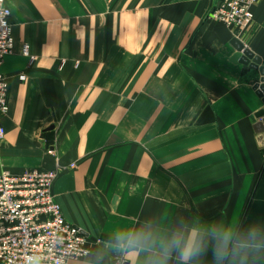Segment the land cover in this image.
Wrapping results in <instances>:
<instances>
[{
	"label": "crops",
	"instance_id": "0c3cea01",
	"mask_svg": "<svg viewBox=\"0 0 264 264\" xmlns=\"http://www.w3.org/2000/svg\"><path fill=\"white\" fill-rule=\"evenodd\" d=\"M216 4L8 0L0 175L61 170L53 195L91 239L69 264H111L93 240L108 245L121 228L264 220L262 77L231 61L238 39L264 66V0L244 30L208 19Z\"/></svg>",
	"mask_w": 264,
	"mask_h": 264
},
{
	"label": "built area",
	"instance_id": "2783aa9c",
	"mask_svg": "<svg viewBox=\"0 0 264 264\" xmlns=\"http://www.w3.org/2000/svg\"><path fill=\"white\" fill-rule=\"evenodd\" d=\"M260 1L217 0L207 18L244 30L253 22V10ZM7 2L0 3V141L6 136L3 119L9 112L10 89L2 66L14 47ZM60 172L4 171L0 175V264H26L31 255L41 256V264H69L89 257L91 239L66 220L53 195ZM111 264L127 262L123 257H113Z\"/></svg>",
	"mask_w": 264,
	"mask_h": 264
},
{
	"label": "clouds",
	"instance_id": "9594fccd",
	"mask_svg": "<svg viewBox=\"0 0 264 264\" xmlns=\"http://www.w3.org/2000/svg\"><path fill=\"white\" fill-rule=\"evenodd\" d=\"M108 247L125 259L142 252L144 264H169L173 258L176 264H200L209 251L212 264H264V220L189 223L182 218L163 233L148 223L116 230ZM42 259L31 255L26 264H41Z\"/></svg>",
	"mask_w": 264,
	"mask_h": 264
},
{
	"label": "water",
	"instance_id": "95a60500",
	"mask_svg": "<svg viewBox=\"0 0 264 264\" xmlns=\"http://www.w3.org/2000/svg\"><path fill=\"white\" fill-rule=\"evenodd\" d=\"M232 45L236 50V54L232 58L233 63H240L245 66H250L251 68L260 71L261 74V83L257 84L254 87V91L256 92L257 96L262 100L264 104V66H262V60L259 57H256L250 50L245 48L244 44H242L238 39H234L232 41ZM255 117L258 120H261L256 126L257 131L259 133L264 132V109L260 110ZM96 243H99V246L106 251L109 255L113 257H122L120 254L114 253L110 250L108 245L104 242H98V240L94 239Z\"/></svg>",
	"mask_w": 264,
	"mask_h": 264
}]
</instances>
